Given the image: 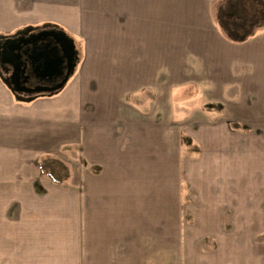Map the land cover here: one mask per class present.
Segmentation results:
<instances>
[{"label": "crops", "instance_id": "obj_1", "mask_svg": "<svg viewBox=\"0 0 264 264\" xmlns=\"http://www.w3.org/2000/svg\"><path fill=\"white\" fill-rule=\"evenodd\" d=\"M45 24L79 62L0 76V264H264V0H0V38Z\"/></svg>", "mask_w": 264, "mask_h": 264}, {"label": "water", "instance_id": "obj_2", "mask_svg": "<svg viewBox=\"0 0 264 264\" xmlns=\"http://www.w3.org/2000/svg\"><path fill=\"white\" fill-rule=\"evenodd\" d=\"M30 31H33L32 28L26 29L24 32H19L18 35L26 34ZM16 35V36H18ZM52 39H56V45L52 46L51 43L46 45L45 50L44 49H36L33 47H30L24 52H16L15 50H12L11 53L16 56V62L14 64V83L18 84V78L20 77V71L26 72L27 68L30 73H33L37 79L40 80H49L52 77H59L62 76L63 71L62 67L65 64V62L70 63L72 60H75V56L77 54L76 51V45L74 40H72L70 37H68L63 31H56L54 33L48 32L47 34ZM13 36V37H16ZM13 37L10 38H4L7 39L6 43H10L11 41L14 43ZM2 38H0L1 40ZM20 41V40H19ZM16 52V53H15ZM79 57L77 56L76 60L78 61ZM24 65L25 67L21 68L20 66ZM77 65V64H76ZM76 65L72 69H69L67 73L64 76V79L60 84L54 87H47V86H39L34 89H25L27 93H33L35 95H41V94H54L64 88L66 83L69 81L70 77L74 74ZM2 80L6 83V85L10 88V90L14 93V95L24 101H29L33 99V97L25 98L21 97L18 93L20 90H17V92L6 82L5 78L2 77L0 74Z\"/></svg>", "mask_w": 264, "mask_h": 264}, {"label": "flooded vegetation", "instance_id": "obj_3", "mask_svg": "<svg viewBox=\"0 0 264 264\" xmlns=\"http://www.w3.org/2000/svg\"><path fill=\"white\" fill-rule=\"evenodd\" d=\"M57 30L52 28L47 29H40L35 31H30L23 35H18L16 37H13L14 43L11 41L10 43H6L7 39H1L0 40V74L2 77L5 78L6 82L17 92V90H20L18 93L21 97L30 98L35 96L33 93H27L24 91L25 89H34L39 86H47V87H54L57 86L62 82L64 79L65 74L69 69H72L74 65L78 63L76 60L77 54L75 56V60H72L70 63L65 62V64L62 67L63 74L59 77H52L49 80H40L35 77L33 73H30L28 71L23 72L20 71V77L18 78V84L16 85L14 83V64L16 62V56H14L11 51L15 50L16 52H24V50L33 47L36 49H44L46 48V45L49 43L52 44V46L56 45V39H52L47 34L48 32H56ZM20 40V41H19ZM15 52V53H16ZM21 68L25 67L24 65L20 66Z\"/></svg>", "mask_w": 264, "mask_h": 264}, {"label": "trees", "instance_id": "obj_4", "mask_svg": "<svg viewBox=\"0 0 264 264\" xmlns=\"http://www.w3.org/2000/svg\"><path fill=\"white\" fill-rule=\"evenodd\" d=\"M44 28H52V26ZM38 167L42 174L47 175L58 184L64 183L69 178L70 171L68 167L56 159H43L38 163Z\"/></svg>", "mask_w": 264, "mask_h": 264}, {"label": "rangeland", "instance_id": "obj_5", "mask_svg": "<svg viewBox=\"0 0 264 264\" xmlns=\"http://www.w3.org/2000/svg\"><path fill=\"white\" fill-rule=\"evenodd\" d=\"M49 26L56 27V25H54V24H45V25L40 26V27H33L32 30L35 31V30H37V29H41V28L49 27ZM28 28H30V27H28ZM28 28L22 29L21 31H18V32L15 33V34L8 35V36H6V37H4V38H10V37L16 36V35H18L19 32H24V31H26V29H28ZM59 29H60V28H59ZM61 30H62V29H61ZM2 38H3V37H2Z\"/></svg>", "mask_w": 264, "mask_h": 264}]
</instances>
